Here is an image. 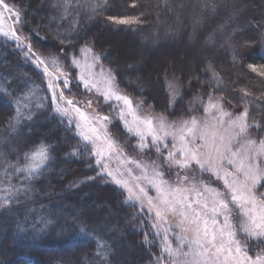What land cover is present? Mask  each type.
I'll return each mask as SVG.
<instances>
[{"label":"trees","instance_id":"1","mask_svg":"<svg viewBox=\"0 0 264 264\" xmlns=\"http://www.w3.org/2000/svg\"><path fill=\"white\" fill-rule=\"evenodd\" d=\"M5 2L20 12L23 24L17 32L27 39L18 47L15 41L0 36V264H154L161 247L149 214L128 202L125 192L107 176L97 175L100 168L95 157L85 154L77 118L73 114L70 125L69 119L55 110L49 78L42 66L38 69L32 62L34 58L25 55L26 46L31 44L45 60L56 58L82 96L86 93L71 59L88 47L100 58L99 66L115 77V86L133 102L141 103L148 115L181 120L193 114L190 106L198 108V113L204 108L198 101L190 102L200 98L205 104L211 94L214 100L223 97L224 108L233 113L247 107L250 129L264 140V75L258 74L264 72V0H109L106 8L96 12L92 0ZM41 2L50 7L36 11ZM184 2H196L198 15L193 16L190 8L183 10ZM31 12H37L38 17ZM110 17H136L138 22L117 24ZM49 18L52 22L46 25ZM202 19L205 26L202 23L197 28ZM180 22V28L185 29L178 31ZM187 22L192 25L188 31ZM94 26L110 34L99 40L101 35L88 31ZM51 31L60 36L50 37ZM163 31L174 32L172 42L162 44ZM153 33L154 42L158 41L154 45L145 40V35ZM119 35L125 37L124 42L132 37L139 46L156 53L148 54L147 62L136 70L127 68L139 56L137 48L131 51L119 45L121 41L114 39ZM186 38L195 43V50L203 44L207 49L204 57L210 58L201 64L193 55L195 50L186 47ZM174 40L181 41L179 47L173 45ZM111 44L114 51L105 48ZM182 51L193 58L192 73L178 65ZM159 59L174 61L173 69L154 68L162 61ZM250 64L257 66V72ZM208 65L222 84L215 82L213 71L206 70ZM48 68L52 69L51 65ZM135 77L143 82L137 84ZM58 85L65 96L71 94L61 82ZM242 89L250 95L243 97ZM242 97L252 103H242ZM111 108L99 111L105 114L111 110L114 118L109 120L108 133L130 156L136 152L135 139ZM40 147L47 149L49 159L38 177L27 180L28 173L9 166L24 167L25 153ZM61 167L66 168L65 173ZM259 187L264 193V187ZM90 201L106 204L108 210L84 207L76 214L70 208ZM81 226H86V233L79 231Z\"/></svg>","mask_w":264,"mask_h":264},{"label":"snow or ice","instance_id":"2","mask_svg":"<svg viewBox=\"0 0 264 264\" xmlns=\"http://www.w3.org/2000/svg\"><path fill=\"white\" fill-rule=\"evenodd\" d=\"M108 2L92 0V11L106 8ZM132 6L135 7L134 4ZM0 7L15 17L18 24H23L20 12L10 8L5 0H0ZM109 19L117 24L138 22L136 17ZM3 25V14L0 13V36L14 40L18 47H23L27 37L18 34L13 26L5 30ZM81 51L87 56L91 49L85 47ZM25 55L34 58L32 62L38 69L45 65L43 73L49 78L48 89L52 93L55 110L67 117L70 125L73 114L77 118L76 127L85 154L95 157V164L100 168L97 175L111 177L127 192L129 200L139 202L141 208H147L149 216L154 214L153 228H159L161 222L168 223V216L178 218V246L172 247L168 230L165 229L161 255L155 258L154 264H264V252L257 253L253 258L247 249L252 240L264 241V193L257 195V186L264 187V140L257 142L251 138L249 129L252 125L248 123L247 107L239 115L233 116L224 109L223 97L214 100L209 94L206 104L200 98L190 102L194 104L198 101L204 107V117L197 115L199 109L191 106L189 111L193 114L178 122L169 123L163 115L159 118L141 116L137 111L139 106L134 107L132 99L114 85L115 77L109 75L103 81L104 90L100 91V82H93L90 71L100 58L93 56V63L85 65L89 70L87 75L82 74L79 79L86 91L96 90L103 95L106 103L112 100L122 103L120 119L124 121L128 133L138 137L140 152L154 148L159 154L157 160L145 163L125 158L119 151L101 123L108 121V116L89 115L77 106L74 98L68 99L63 91H59L60 85L56 81L61 77H65L63 89H69L66 72L57 67L55 71L59 75L54 76L31 44ZM51 63L56 65L57 61L53 59ZM73 65L80 67V62L73 59ZM249 67L257 72L256 65L250 64ZM206 70L213 71V79L218 85L223 83L211 65ZM258 74L264 75V72ZM169 86L172 87L171 83ZM241 91L243 97L250 95L246 89ZM243 97L242 103H252ZM88 106L91 107V101ZM146 137H151L150 143ZM169 137L172 140L171 149L165 155L164 151L168 148L165 140ZM113 154L120 159L121 165L134 164L139 170L138 175L127 170V176L134 183L130 184L128 179L123 178L124 171H120L118 178L109 169ZM24 159V167L19 164L9 166L16 172L28 173L25 179L31 180L39 176L49 155L45 147H40L30 154L25 153ZM171 169H176L175 180L167 178L172 174ZM205 174L208 175L207 180L204 179ZM212 179L219 181L223 189L213 187ZM148 189L155 191L156 196H150ZM15 192L19 193L20 189H15ZM79 231L86 233V226H81Z\"/></svg>","mask_w":264,"mask_h":264},{"label":"rangeland","instance_id":"3","mask_svg":"<svg viewBox=\"0 0 264 264\" xmlns=\"http://www.w3.org/2000/svg\"><path fill=\"white\" fill-rule=\"evenodd\" d=\"M198 1V0H197ZM5 3H7V2H5ZM8 5H9V7L10 8H13L14 10H17L15 7H13L11 4H9V3H7ZM45 5H47L48 7H50V5H48L47 3H45V2H41L40 4H38V6L37 7H35V10L36 11H38V9L39 8H41V7H43V6H45ZM187 8H190L191 9V13L193 12V16H194V14H197L196 12L198 11V9H196L197 7H196V2L193 4L192 2L190 3H183V10H186ZM18 11V10H17ZM0 13H2L3 14V19H4V25H3V27H4V29L5 30H7L8 28H9V26H13V27H15L16 28V30H18V28H19V24L16 22V18L15 17H11V15H10V13H5L4 11H3V8L2 7H0ZM34 13H37V12H31V15L32 16H37L38 17V15L36 14H34ZM198 15V14H197ZM42 16H40V18H41ZM180 17H182L181 15H179V18ZM179 18H178V20H179ZM50 22H52V18H49L47 21H46V25H49L50 24ZM204 24V19H202L201 21H200V24H198L199 26L197 27V28H201L202 27V25L201 24ZM180 25H181V22H180V24L178 25V31L179 30H183V29H185V28H183L182 26H181V28H183V29H181L180 28ZM204 26H205V24H204ZM191 27H192V25L190 24V22L188 23L187 22V24H186V31H188V29L190 30L191 29ZM193 28H195L194 27V25H193ZM88 31H90L92 34L94 33L96 36H98V35H101V36H98V38H99V40H104V37L106 38L110 33L108 32V31H103L102 29H100V28H98V27H96V26H94L93 28H91V29H88ZM162 31V30H161ZM177 31V32H178ZM97 32V33H96ZM100 33V34H99ZM162 33H164L165 34V36L163 37V39H162V44H164L165 42H170L171 40L170 39H174V32H169V31H163ZM196 34V33H195ZM194 34V35H195ZM198 34V33H197ZM49 35H50V37H53V38H57V37H59L60 36V34L59 33H56V32H53V31H51V32H49ZM113 35V34H112ZM117 35H114V37H116ZM145 36H147V37H145V40H148L149 42H153L152 44L154 45L155 43H157L158 41H156V42H154V39H153V37H155V35H154V33L153 34H147V35H145ZM114 37H109L108 39H113ZM170 37H172V38H170ZM5 38V37H4ZM125 37H122V36H120L119 35V37L118 38H114V39H116V41L118 40V41H121L120 42V46H123V47H125V48H128V50H133L134 48H137L136 50H135V54H137L138 56H139V58H138V60H136V61H134V60H132V61H130V65L127 67V68H131V69H133V70H136L138 67H140L142 64H145L146 62H147V58L146 57H148V54H155L156 52L154 51L153 53L152 52H150V49H146V48H143V47H141V46H139L138 44H139V42L137 41V40H135V39H133L132 37L131 38H129L130 39V41H128V42H124V39ZM128 38V37H127ZM7 39V38H6ZM172 39V40H173ZM8 40V39H7ZM9 41H14V40H9ZM174 41H176L175 43H173V45L175 46V47H179V45L181 44V41L180 42H178L177 40H174ZM172 42V41H171ZM138 43V44H137ZM25 44V43H24ZM134 44H136V45H134ZM185 44H186V47L187 48H190V49H192V50H195V43H188V38H186V41H185ZM27 45V44H26ZM137 46V47H136ZM26 47H28V45L26 46ZM119 47V46H118ZM85 48V47H84ZM86 48H88V47H86ZM105 48H107V49H109L110 51H114L115 49H114V46L111 44L110 46H108V47H105ZM172 48V47H171ZM171 48H169V49H171ZM90 49V48H89ZM117 50V49H116ZM127 50V51H128ZM131 50V51H132ZM205 50H207V49H205L204 47H203V44H200V46L198 47V49H196L195 50V52H194V57L195 58H198V60H200V62H201V64H202V62H205V61H207L209 58H210V56L209 55H207L206 57H204V55H205ZM214 50H212V51H210V53H212ZM129 52V51H128ZM158 52V51H157ZM114 54V53H113ZM112 54V55H113ZM159 54H161V53H159ZM93 56H97L96 55V53L91 49V52H89L88 54H87V56H85V54L84 53H82V51H80V53L79 54H77L76 56H74L72 59H71V64H73V59H76V60H78L79 62H80V67H76V66H74L73 65V67H74V69H75V72H76V76H77V80H78V82H79V84H80V86H81V90H83V91H85V93H86V95H81V94H79V93H77V91H76V87H74L73 88V81L69 78V76H68V73L66 72V70H65V68L64 67H62V66H60L58 63H56V65H52V63H51V61L53 60V59H55L56 61H57V59L56 58H50V59H44L45 61H46V65L48 66V65H51V67H52V69H49V71L50 72H52L53 74H54V76H56V75H59V73H57L56 71H55V69L58 67L59 69H61L62 71H64V72H66L67 73V79H68V81H69V89H64V90H66V91H70L71 92V94L69 95V96H66V98H68V99H73L74 98V100L75 101H77L78 102V105L77 106H79L83 111H85L86 113H88L89 115H92V116H108L109 117V120H111L112 121V119L114 118L112 115H110V111L111 110H109L108 112H105V114H103L102 112H100L99 111V109L100 108H102V107H112L111 109H113V111H115V114L117 115V119L120 121V123L122 124V126H123V128L126 130V132H128L127 131V129H126V127H125V124H124V121H122L121 119H120V108L121 107H123V105H122V103H120V102H117V101H115V100H112V101H110L109 103H106L105 102V100H104V97H103V95H100V94H98V92L96 91V90H92V91H86L85 89H84V87H83V84L81 83V81H80V79H79V77H80V75H87V73H88V69L85 67V65L86 64H91V63H93V59H92V57ZM179 63H178V65H182V67L185 69H187L190 73H192V70H193V68H194V63L192 62V59L193 58H191V57H189L188 55H187V52L186 51H182L181 52V55H179ZM159 60H162V61H159L160 63L159 64H156V65H154V68H156V69H158L159 67H160V69H162V70H164L163 68H165V70H167V71H170V69H173V67H174V61H172L171 59H165V60H163V59H159ZM99 62V61H98ZM98 62H96L95 63V66L90 70L91 72H92V74H93V82H97V81H99L100 83H99V89H100V91L102 92L103 90H104V87H105V85H104V83H103V81L109 76V74L104 70V69H102L100 66H99V63ZM162 65V66H161ZM43 68L45 67V65H41ZM103 71V75H101V72ZM65 79V77H61L59 80H57L56 81V83L58 84V83H60L61 82V86H62V84H63V80ZM138 79V77H135L134 78V81L137 83V84H141L143 81L142 80H137ZM115 85V84H114ZM144 87L146 88V89H149L148 87H147V85H144ZM63 88V87H62ZM59 91H62V89L60 88L59 89ZM95 95H100V97L102 98H100V100H98V98L97 97H95ZM89 101H91V107H89L88 106V104H89ZM207 102H205V104H206ZM133 105H134V107L136 106V105H138L139 106V108L137 109V111H138V114L139 115H141V116H144V115H148L147 114V112L144 110V108H143V106H142V104L141 103H138V102H133ZM225 109V108H224ZM226 111H229V112H231L232 114H233V116H236V115H239L240 113H233L231 110H228V109H225ZM197 115H199L200 117H204V108L201 110V112L200 113H196ZM191 116V115H190ZM190 116H188V117H185L184 119H187V118H189ZM153 117H155V118H159L160 116H153ZM128 119L130 120L131 119V117H128ZM105 121L107 124H103L102 122V124L105 126V129L104 130H106L107 132H108V127L107 126H109V124H110V121ZM169 123H172V122H178V121H180V120H177V121H170V120H167ZM249 133H250V136H251V138L252 139H254V140H257V142H259V140H263V139H260L258 136H256L254 133H253V131L251 130V129H249ZM109 134V133H108ZM130 135V134H129ZM131 137H133L134 139H135V148H136V152H134L133 154H131L130 156H129V153L126 151V149H125V147L123 146V147H121V145H119L118 144V142H115L116 143V145H117V148L119 149V151L120 152H122L123 153V156L125 157V158H132V159H134V160H138V161H141V162H145V163H148V162H150V161H153V160H157L158 159V157H159V154L155 151V149L154 148H152L151 150H148V149H145V151L144 152H140V150H139V148H138V143H139V141H138V137L137 136H135L134 134L133 135H130ZM109 137H110V134H109ZM111 138V137H110ZM146 140L150 143L151 142V137H146ZM114 141V140H113ZM165 143L166 144H168V148L167 149H165V151H164V154L165 155H167V152H168V150H170L171 149V144H172V140H171V138L169 137V138H167L166 140H165ZM162 147H163V145H162ZM162 159V158H161ZM109 169L111 170V171H113V173L115 174V175H117V177L118 178H120V171H124V179H128L129 180V182H130V184L131 183H134L132 180H131V177H128L127 176V170H132V172H133V174L134 175H138L139 174V170L138 169H136L135 168V166H134V164H127V163H125L124 165H121V163H120V159L119 158H117V156L115 155V154H113V157L111 158V160L109 161ZM61 172H66V168L65 167H61V170H60ZM149 171H150V169H149ZM171 171V176H169V177H167L168 179H170V180H175V173H176V169H171L170 170ZM199 170L197 169V172H198ZM104 176H107L106 174L104 175ZM112 182H113V180H112V178L111 177H109V176H107ZM204 179H208V175L207 174H205V176H204ZM115 183V182H114ZM211 183H212V186L213 187H219L220 189H223V185L219 182V181H216L215 179H212V181H211ZM116 184V183H115ZM117 185V184H116ZM118 186V185H117ZM118 187H120V186H118ZM121 188V187H120ZM259 186H257V195H259V194H261L260 192H259ZM124 192H125V194H126V196H127V200H128V202H130V203H134V204H137L138 206H140L139 205V202H137V201H134V200H129L128 199V194H127V192L123 189V188H121ZM148 194L150 195V196H153V197H155L156 196V193H155V191H153V190H151V189H148ZM71 206H73V205H71ZM63 207H66L65 205L63 206ZM84 207H87L88 209H90V208H105L106 210H108V208H107V206H106V204L104 205V204H97V203H95L94 201H90V202H88V204L86 205V206H81V207H70V208H72V209H74V212L76 213V214H81V212L82 211H84ZM142 209H145L146 211H147V208H142ZM147 213H148V211H147ZM150 218H151V221H152V223H153V221H154V219H155V217H154V214H152L151 216H150ZM167 221H168V223H163V222H161V224H160V227L159 228H153V230H154V232H155V234H156V236L159 238V243H160V247H161V249H162V246H163V237H164V235H165V229H167L168 230V232H167V235H168V240H169V242L171 243V245H172V247L173 248H176L177 246H178V242H177V240H176V235H177V233H179L180 232V229H179V227H177V224H178V218H176V217H173V216H168L167 217ZM247 249H248V254L251 256V257H253V258H255V256H256V254L257 253H262V252H264V241H260V242H258L257 240H252V241H250L249 242V244L247 245ZM128 250L130 251V247H128ZM185 251L187 250L186 248L184 249Z\"/></svg>","mask_w":264,"mask_h":264}]
</instances>
